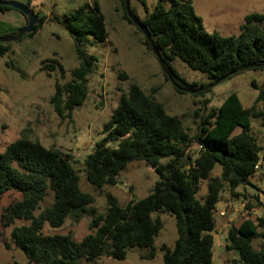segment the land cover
I'll return each mask as SVG.
<instances>
[{
  "label": "trees",
  "instance_id": "trees-1",
  "mask_svg": "<svg viewBox=\"0 0 264 264\" xmlns=\"http://www.w3.org/2000/svg\"><path fill=\"white\" fill-rule=\"evenodd\" d=\"M34 1L27 0L26 5L32 9ZM11 10L15 9L0 6L2 13ZM124 18L133 24L126 11ZM141 21L179 92L177 85L196 88L197 83L189 84L180 76L174 67L178 59L189 69L206 74L209 86L242 73L238 70L247 65L256 66L251 70L264 69L262 14L248 15L239 35L230 37L208 33L191 0H159ZM44 23L40 18L36 30L19 41L34 37ZM65 23L79 65L70 72L69 82H56L50 99L62 120L72 119V112L85 103L89 76L98 62L96 56L84 52V40L88 36L100 43L108 40L99 0L80 6ZM11 35L15 33L6 36ZM144 45L152 51L145 38ZM8 50V45L0 43V55ZM57 69L65 79L66 70L58 60L44 62L42 68L49 76ZM119 79L129 81V76L122 73ZM253 120L264 128V90L259 91L251 108H244L232 93L221 107L200 117L198 131L191 136L180 118L168 114L154 94L146 95L137 84L130 83L120 105L103 125V139L85 159L86 179L95 190L102 191L117 185L131 164L144 163L155 171L158 181L147 197L124 207L107 194L105 214H98L94 197L81 190L71 154L25 139L11 143L0 153V203L8 192L20 194L21 199L6 209L4 220L8 226L18 220L29 222L13 229V243L26 256L25 264H101L103 257L125 260L134 249L147 253L141 254L142 259L152 260L163 228L153 214L169 213L176 220L177 239L172 249L161 246L164 264H214L215 211L222 193L228 191L232 197L243 198L248 210L263 206L256 195L239 191L251 182L256 166H264V146L253 131ZM195 146L198 152L194 157L191 151ZM217 165L221 174L212 177ZM203 181H208L207 193L199 200ZM86 215L92 217L90 233L81 242L71 234L43 233L45 225L60 228L68 218L78 223ZM254 241L259 242L258 248L253 246ZM225 248L239 253L238 259L225 264H264V217L244 219L230 227Z\"/></svg>",
  "mask_w": 264,
  "mask_h": 264
},
{
  "label": "rangeland",
  "instance_id": "rangeland-1",
  "mask_svg": "<svg viewBox=\"0 0 264 264\" xmlns=\"http://www.w3.org/2000/svg\"><path fill=\"white\" fill-rule=\"evenodd\" d=\"M4 1L27 3V0ZM158 1L129 0L131 10L141 20L154 10ZM191 1L206 31L216 32L223 37L238 36L248 15H264V0ZM124 2L125 0H99L101 12L106 19L108 40L100 43L88 36L82 44L84 52L88 56H96L98 62L89 76L87 99L72 112V119H60L50 99L56 82H69L70 72L79 65L65 20L80 6L91 4L93 0H35L31 7L35 15L45 19V23L32 38L2 43L8 45L10 50L0 55V153L11 143L25 139L39 142L47 149L57 148L71 154L80 177V188L94 197V207L98 214L106 212L107 194L116 197L119 205L124 207L130 201L147 197L158 181L155 171L144 163L131 164L121 174L117 185L105 187L102 191L95 190L86 179L85 159L93 152L96 143L103 139V125L120 105L122 94L128 91L130 83L137 84L146 95L154 94L156 101L164 106L168 114L180 118L191 136L198 131L200 117L221 107L232 93L237 94L244 108H251L259 91L264 90L263 69L244 71L197 95L177 91L153 51L144 45L143 33L137 26L125 20ZM25 22L27 23V17L17 10L7 13L0 11V37L17 34ZM54 59L64 66L65 79L60 78L59 69L50 76L48 71L42 70L44 62ZM174 67L189 84L197 83L196 88L209 87L210 80L206 74L189 69L180 59L174 62ZM122 73L129 76V81L119 79ZM252 127L259 143L264 146V128L255 120L252 121ZM239 132L240 130L236 131L237 134ZM197 152L198 146H195L191 153L195 157ZM220 174L221 167L217 165L212 177ZM250 180L239 191L243 193L246 190L250 195H256L263 203V206L256 209L264 210V166ZM207 187L208 181H203L197 195L199 200L206 195ZM20 199V194L8 192L0 203V264L27 262L24 253L13 243L11 234L15 227L28 225L29 222L18 220L14 225L8 226L4 220L8 206ZM253 202L256 204L255 200ZM46 206L47 204L42 208ZM241 206V199L232 197L228 191L222 193L216 205L214 264H225L228 260L239 258L237 251L226 250L224 238L227 232L223 226L237 214ZM221 212L226 215L221 216ZM153 218L159 219L163 224L155 242L157 250L154 259H142L141 254L147 253L134 249L125 260L103 257L100 263L164 264V252L160 248L162 245L171 249L174 247L177 239L176 220L169 213H155ZM244 218L242 217L243 220ZM243 220L238 217L231 225L238 226ZM91 221L92 217L89 215L84 216L78 223L68 218L60 228L45 225L43 233L71 234L76 242H81L90 233ZM216 234L224 237L221 239ZM258 243L254 241L253 246L258 248Z\"/></svg>",
  "mask_w": 264,
  "mask_h": 264
},
{
  "label": "water",
  "instance_id": "water-1",
  "mask_svg": "<svg viewBox=\"0 0 264 264\" xmlns=\"http://www.w3.org/2000/svg\"><path fill=\"white\" fill-rule=\"evenodd\" d=\"M125 3H126V14H127L128 18L143 33L145 39L147 40V43L149 44L150 48L153 51V53L158 58V60H159L160 64L162 65V67L165 68L164 67V62H163V59H162V56H161V53L158 50L155 42L153 41V39L151 37V34L148 31L147 27L141 21V19L132 12L131 7H130L129 0H125ZM0 6L12 7L15 10H18L19 12H21L28 19V24H27L26 27H24L22 30H20L17 34H15L13 36L0 37V43H7V42L18 41L24 35L33 33L36 30V26L40 23L39 16L35 15V13L32 11V9L29 6H27L26 4L19 3V2H16V1H4V0H0ZM262 65H264V64H262ZM255 67H256L255 65H247V66H244L241 69H239L238 72L240 73V72L248 71V70H251V69H253ZM226 79H227V77L222 78L217 83L212 84L209 87H205V88H191V87H189V88H182V87H179L178 85H177V88L181 92H185V93L197 95V94H200V93L204 92L207 89H211L212 87H214L215 85L223 82Z\"/></svg>",
  "mask_w": 264,
  "mask_h": 264
},
{
  "label": "crops",
  "instance_id": "crops-1",
  "mask_svg": "<svg viewBox=\"0 0 264 264\" xmlns=\"http://www.w3.org/2000/svg\"><path fill=\"white\" fill-rule=\"evenodd\" d=\"M23 26V25H22ZM21 28V27H20ZM217 176H219V175H217ZM252 196H254V195H252ZM241 202H242V206H241V208L240 209H238L237 210V214L233 217V218H231L230 220H228V222L223 226V228L226 230V232L228 231V229L230 228V226H232L231 225V222H233V220H235L236 218H238V217H241V220H243L242 219V217L244 218L245 217V213H244V210H243V208H244V206H246L247 207V201H245L243 198H241ZM250 210H258V209H256V208H253V209H250ZM245 219V218H244ZM239 225V224H238ZM235 226H237V225H235ZM227 234V233H226ZM216 236H218L219 238H223L224 236L223 235H221V236H219L218 234H216ZM226 237V236H225ZM224 241H225V238H224ZM220 247H223V245L222 244H220Z\"/></svg>",
  "mask_w": 264,
  "mask_h": 264
},
{
  "label": "built area",
  "instance_id": "built-area-1",
  "mask_svg": "<svg viewBox=\"0 0 264 264\" xmlns=\"http://www.w3.org/2000/svg\"><path fill=\"white\" fill-rule=\"evenodd\" d=\"M260 166H256V170H259ZM245 213V219H251V218H261L264 217V210H248L246 206L243 208ZM221 216H225V212L220 213Z\"/></svg>",
  "mask_w": 264,
  "mask_h": 264
},
{
  "label": "flooded vegetation",
  "instance_id": "flooded-vegetation-1",
  "mask_svg": "<svg viewBox=\"0 0 264 264\" xmlns=\"http://www.w3.org/2000/svg\"><path fill=\"white\" fill-rule=\"evenodd\" d=\"M205 88V87H204Z\"/></svg>",
  "mask_w": 264,
  "mask_h": 264
}]
</instances>
